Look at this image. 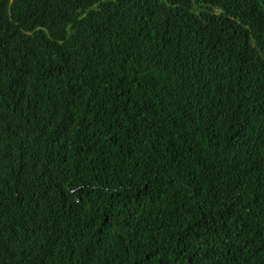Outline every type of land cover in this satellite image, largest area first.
<instances>
[{"label":"trees","instance_id":"1","mask_svg":"<svg viewBox=\"0 0 264 264\" xmlns=\"http://www.w3.org/2000/svg\"><path fill=\"white\" fill-rule=\"evenodd\" d=\"M0 264H264V0H0Z\"/></svg>","mask_w":264,"mask_h":264}]
</instances>
